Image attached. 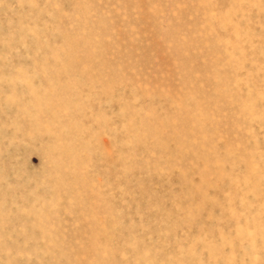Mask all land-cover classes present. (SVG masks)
Instances as JSON below:
<instances>
[{"label":"rangeland","instance_id":"rangeland-1","mask_svg":"<svg viewBox=\"0 0 264 264\" xmlns=\"http://www.w3.org/2000/svg\"><path fill=\"white\" fill-rule=\"evenodd\" d=\"M0 264H264V0H0Z\"/></svg>","mask_w":264,"mask_h":264}]
</instances>
